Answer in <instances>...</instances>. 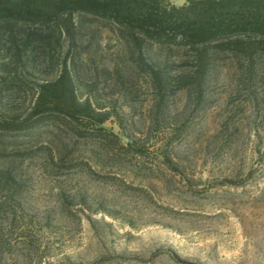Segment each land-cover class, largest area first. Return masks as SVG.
Instances as JSON below:
<instances>
[{"label": "rangeland", "instance_id": "obj_1", "mask_svg": "<svg viewBox=\"0 0 264 264\" xmlns=\"http://www.w3.org/2000/svg\"><path fill=\"white\" fill-rule=\"evenodd\" d=\"M82 18L74 46L53 55L76 59L81 97L106 117L101 141L72 148L51 127L11 138L0 175L11 170L17 191H0V264H264V40L250 74L244 59L216 56L196 101L176 82L192 75V54L146 44L141 65ZM15 70L0 69L11 84L0 119L25 115L56 68L41 57ZM151 71L170 88L158 92Z\"/></svg>", "mask_w": 264, "mask_h": 264}, {"label": "trees", "instance_id": "obj_2", "mask_svg": "<svg viewBox=\"0 0 264 264\" xmlns=\"http://www.w3.org/2000/svg\"><path fill=\"white\" fill-rule=\"evenodd\" d=\"M171 1L0 0V47L7 58L0 69L34 67L41 57L47 66L56 68L52 79L35 85V98L25 115L0 119V153L9 151L11 138L33 141L48 133L45 127L70 134L72 148L82 141L100 144L106 117L97 112L96 102L81 97L76 59L57 62L53 55L60 42L74 46L83 16L115 32L141 65L146 44L192 54V75L176 82L178 89L192 88L196 101L216 56L232 53L244 59L250 74L258 42L264 40V0H183L180 6ZM75 16L80 19L75 21ZM149 77L158 92L170 88V82H163L157 73L151 71ZM10 85L0 80V93ZM28 154L31 151L17 156ZM64 161L59 158L55 166L63 167ZM16 182L13 172L4 170L0 191L14 197Z\"/></svg>", "mask_w": 264, "mask_h": 264}]
</instances>
